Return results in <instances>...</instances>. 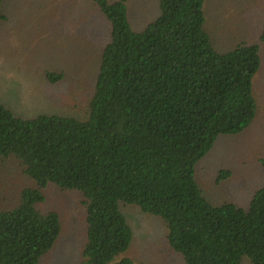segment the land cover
<instances>
[{
	"label": "trees",
	"instance_id": "obj_1",
	"mask_svg": "<svg viewBox=\"0 0 264 264\" xmlns=\"http://www.w3.org/2000/svg\"><path fill=\"white\" fill-rule=\"evenodd\" d=\"M87 1L110 25L87 119L24 118L0 103V169L15 161L25 182L0 209V264H46L63 228L57 211L41 208L50 186L83 197L80 264H144L125 256L134 238L126 206L163 219L184 264H264V186L248 207L218 205L195 170L220 136L254 121L264 29L220 50L206 28V0H157L142 22L134 0Z\"/></svg>",
	"mask_w": 264,
	"mask_h": 264
},
{
	"label": "rangeland",
	"instance_id": "obj_2",
	"mask_svg": "<svg viewBox=\"0 0 264 264\" xmlns=\"http://www.w3.org/2000/svg\"><path fill=\"white\" fill-rule=\"evenodd\" d=\"M136 20L152 18L157 0H134ZM206 28L215 47L233 49L257 40L264 29V0H206ZM0 21V103L14 114L32 118L42 113L86 120L88 99L109 38L106 18L87 0H3ZM54 73V80L47 73ZM59 74L63 78L59 79ZM257 110L253 123L239 135H222L195 167L204 197L214 204L248 207L264 186V45L254 78ZM14 165V166H13ZM0 169V209L7 208L25 183L14 161ZM222 171L230 176L220 178ZM46 211H57L62 234L46 264H80L86 215L78 192L55 186L46 190ZM124 215L134 238L125 256L144 264H184L168 239L163 219L126 206ZM242 264H252L244 258Z\"/></svg>",
	"mask_w": 264,
	"mask_h": 264
}]
</instances>
